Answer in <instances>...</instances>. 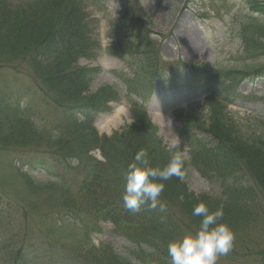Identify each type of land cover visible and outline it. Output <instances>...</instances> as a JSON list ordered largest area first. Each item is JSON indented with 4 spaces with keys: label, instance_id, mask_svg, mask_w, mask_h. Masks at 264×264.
Returning <instances> with one entry per match:
<instances>
[{
    "label": "trees",
    "instance_id": "16d2710c",
    "mask_svg": "<svg viewBox=\"0 0 264 264\" xmlns=\"http://www.w3.org/2000/svg\"><path fill=\"white\" fill-rule=\"evenodd\" d=\"M84 1L97 5V0ZM74 2L0 0V76L10 79L1 86L0 148L23 152L15 161L26 169L28 178L32 171L47 177L46 183L31 177L29 187L35 197L29 204H43L58 224L69 218L72 224L85 229V217L93 220L95 227L105 221L117 227L120 220L127 219L134 224L131 228L157 239L161 248L178 233L169 217L172 205L190 213L194 220L199 219L192 215L198 203H205L213 211L223 205L222 222L235 235L234 255L264 264V225L259 228L264 220V127L260 132L244 134L222 111V105L231 103L233 97H247L239 90V82L264 80V61L253 64L241 78L236 77L235 70L163 62L149 35L145 14L130 11L125 0H120L121 16L108 23L106 33L112 41L106 51L121 59L128 72L113 74L126 85L127 99L133 95L143 103L156 86L172 82L192 85L210 96L207 101L212 107L206 118L182 111L173 115L180 124L179 135L189 145L188 155L202 158L200 173L220 191L218 199L208 194L194 196L185 183L173 178L166 182L160 198L166 212L150 211L145 205L132 215L124 210L122 202L129 164L144 150L152 167L163 168L169 159L168 146L143 105L131 100L129 123L107 136L93 126L95 118L111 113V103L121 101L122 96L107 84L93 92L89 89L101 68L81 66L78 60L93 61L102 47L98 35L89 28L88 14ZM246 3L252 13L264 16V0ZM246 35L250 43L258 42L255 33ZM21 76H28L30 82L15 89ZM31 117L48 118L54 127L40 136L28 122ZM94 151L99 159L92 154ZM70 160L78 161V165L72 166ZM66 182L74 185L75 191H69ZM43 190L50 191L46 198L38 194ZM5 201L0 196V216L7 210L3 207ZM57 253L50 251L47 255ZM63 258V264H141L134 255H123L115 248H94L92 244L83 252L75 247Z\"/></svg>",
    "mask_w": 264,
    "mask_h": 264
},
{
    "label": "rangeland",
    "instance_id": "374dc122",
    "mask_svg": "<svg viewBox=\"0 0 264 264\" xmlns=\"http://www.w3.org/2000/svg\"><path fill=\"white\" fill-rule=\"evenodd\" d=\"M96 2V6L84 0L74 2L88 14L89 28L92 33L99 35L102 46V52L96 59L92 61L80 58L78 64L101 68V73L97 74L89 85L92 92L101 85H111L122 96V100L110 105V114L95 118L93 126L100 134L109 135L113 130L129 123L128 104L133 101L143 105L168 147L178 137L181 149L190 157L189 145L179 135L180 124L173 113L182 111L191 116L201 115L206 118L212 107L207 101L210 96L192 85L172 82L156 86L152 96L144 103L133 96L127 99L126 87L112 75L113 72L125 74L128 72L127 68L121 59L110 56L106 51L112 41L106 33L108 23L121 16L120 0ZM246 4V0H125V5L130 11L145 14L144 20L149 27V35L163 62L190 63L199 68L207 67L208 70L216 71L235 70L236 77L240 78L253 64L264 61V27L254 25H264V16L252 13ZM248 33H255L258 42L250 43L246 37ZM28 78L21 76L15 82V89L29 84ZM5 81L9 83L10 79L0 76V97L4 96L1 86L4 87ZM239 83V90L247 97L232 99L230 96L233 101L229 99L231 103H224L222 111L244 134L260 132L264 127V80L250 82L245 79ZM250 97L255 98L249 99ZM115 109H118L119 115L107 118L113 115ZM153 115H157L156 118H153ZM47 119L31 117L28 122L36 128L40 136H45L51 127H54ZM161 119L171 120V127L165 125ZM21 152L20 149L12 147L0 148V196L5 198L3 207L7 209L0 216V264H63L66 261L63 255H71L75 247L83 252L84 247L87 249L91 244L94 248H115L123 255L129 253L130 257L136 256L141 264H166L169 242L165 248H161L157 239L143 236L131 228L134 224L127 219L120 220L117 227L107 221L100 222L95 227L93 220L84 216L85 229V226L72 224L69 218L56 223L47 214L49 209L41 203L30 205L35 196L29 183L33 182L32 179L46 183L47 177L39 171H32V179L28 178L24 173L26 169L18 167L16 163ZM92 154L100 158L96 151ZM190 160L187 179L181 182L186 184L194 196L208 194L218 199V188L213 187L200 173L202 158L190 157ZM65 184L69 191H75L74 185L68 182ZM60 187L57 190H60ZM49 192L43 190V193L38 194L46 198L45 195ZM81 211L80 207V213ZM168 211L173 229L178 231L171 241L196 232L200 219L190 218L191 214L177 205H172ZM8 215L10 219L7 218ZM263 225L264 220H261L259 228L263 229ZM256 233L257 231L254 232ZM145 245L155 249L157 254L147 251ZM7 247L11 250L8 251ZM50 251L62 253L50 257L47 255ZM218 264H255V261L250 257H237L232 251L226 257H221Z\"/></svg>",
    "mask_w": 264,
    "mask_h": 264
},
{
    "label": "clouds",
    "instance_id": "9594fccd",
    "mask_svg": "<svg viewBox=\"0 0 264 264\" xmlns=\"http://www.w3.org/2000/svg\"><path fill=\"white\" fill-rule=\"evenodd\" d=\"M167 151L169 159L163 168L151 166L147 151L141 150L135 155L125 175L122 202L126 212L138 214L145 205L150 211H167L166 205L160 200L166 182L173 178L186 181L191 166L190 157L181 149L178 137ZM69 163L74 167L78 165L76 160H70ZM192 215L200 219L198 229L194 234H185L168 243L166 264H218L221 257H226L233 251L235 235L222 222L223 205L213 211L200 202L194 206ZM144 247L152 254H157L155 249L146 245Z\"/></svg>",
    "mask_w": 264,
    "mask_h": 264
},
{
    "label": "bare ground",
    "instance_id": "6f19581e",
    "mask_svg": "<svg viewBox=\"0 0 264 264\" xmlns=\"http://www.w3.org/2000/svg\"><path fill=\"white\" fill-rule=\"evenodd\" d=\"M155 114H156V113H155ZM115 115H116V116L119 115V111H118V109H115L113 115H111V116H109V117H107V118L110 119V118H112V117L115 116ZM150 115L152 116V112H150ZM156 116H157V115H155V117H154V115H153V118H156ZM166 120H167V119H161V121H162L163 123H165V125H168V126L170 125V127H171V125H172V124H171V123H172L171 120H170V121H166ZM111 123H112V121H110V124H111Z\"/></svg>",
    "mask_w": 264,
    "mask_h": 264
}]
</instances>
